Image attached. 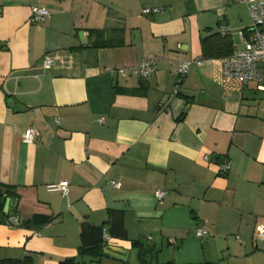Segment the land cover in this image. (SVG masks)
Listing matches in <instances>:
<instances>
[{"label":"crops","instance_id":"0c3cea01","mask_svg":"<svg viewBox=\"0 0 264 264\" xmlns=\"http://www.w3.org/2000/svg\"><path fill=\"white\" fill-rule=\"evenodd\" d=\"M33 6L49 15L33 21ZM250 22L239 0H0V182L18 195L0 264H264V90L225 79L229 55L201 47L220 34L231 54ZM90 29L118 45L90 46ZM143 60L155 63L147 79L108 72ZM60 181L68 195L49 190ZM109 210L127 237L107 246L126 261L79 252L81 223L103 225Z\"/></svg>","mask_w":264,"mask_h":264},{"label":"built area","instance_id":"2783aa9c","mask_svg":"<svg viewBox=\"0 0 264 264\" xmlns=\"http://www.w3.org/2000/svg\"><path fill=\"white\" fill-rule=\"evenodd\" d=\"M244 3L249 11L250 26L239 33L241 47L233 51L222 62V76L225 79H235L243 83L256 81L259 84L260 89L264 90V0H239ZM159 11V8H143L141 13L148 15ZM49 11L45 7L33 6L32 7V19L35 22L42 21ZM224 27L220 29L221 34H225ZM53 57L51 55H45L43 57V66L50 68L53 64ZM201 64L200 61H197ZM191 62L182 61L178 66L179 81L184 78L190 69ZM108 70V69H107ZM155 71V63L153 60H143L137 64L130 66L127 69L119 68L116 70H108L110 73H117L120 76L133 75L141 79H147ZM57 123L60 122L56 119ZM101 122L102 119H99ZM39 137V130L36 127H28L23 134V142L32 143ZM206 160H209L208 156H205ZM229 163L222 165V170L227 171L229 169ZM111 186L118 187L119 183L111 181ZM49 190L57 191L62 195H68L69 184L67 181H60L48 186ZM165 192L157 189L156 196L161 199ZM8 224L17 226L19 221L15 218H9ZM257 232L260 237H264V222H260L257 225ZM198 237H206L208 231L204 228L197 230ZM105 240L109 239V235L104 233Z\"/></svg>","mask_w":264,"mask_h":264},{"label":"trees","instance_id":"16d2710c","mask_svg":"<svg viewBox=\"0 0 264 264\" xmlns=\"http://www.w3.org/2000/svg\"><path fill=\"white\" fill-rule=\"evenodd\" d=\"M89 36L92 39V47L118 45V40L113 37H105V32L97 29H90ZM202 56L204 58L220 57L230 55L229 43L220 34H213L201 40ZM223 50L224 52H221ZM16 187L0 182V222L3 217L8 216L4 212V204L7 198L15 201L17 199ZM51 221V217L43 215H34L27 223L30 225H41ZM104 233L110 237L125 239L127 237L126 230L123 225V214L120 211L109 210L108 220L103 225H93L86 221L81 223L79 246L80 254H91L93 256H104V249L107 242ZM137 246L136 242L132 243ZM21 264H31L29 257L25 258ZM60 264H79L74 259H67Z\"/></svg>","mask_w":264,"mask_h":264},{"label":"water","instance_id":"95a60500","mask_svg":"<svg viewBox=\"0 0 264 264\" xmlns=\"http://www.w3.org/2000/svg\"><path fill=\"white\" fill-rule=\"evenodd\" d=\"M80 38L81 41H83V33L80 32ZM16 201L11 200L10 198H7L4 204V212L8 213L12 210L13 205H15ZM104 254L109 255L113 258L126 261L127 260V252L123 249L113 248L111 246H106L104 249Z\"/></svg>","mask_w":264,"mask_h":264}]
</instances>
